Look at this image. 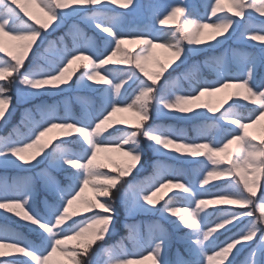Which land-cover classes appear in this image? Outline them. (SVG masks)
Masks as SVG:
<instances>
[{
  "label": "snow or ice",
  "instance_id": "1",
  "mask_svg": "<svg viewBox=\"0 0 264 264\" xmlns=\"http://www.w3.org/2000/svg\"><path fill=\"white\" fill-rule=\"evenodd\" d=\"M32 6L39 14L31 10ZM137 7L133 0H0V53L7 57H0V81L14 85L22 97H29L71 88L73 76L83 68L77 83L90 89L93 85L104 86L94 89L100 93L102 101L95 115L85 110L78 117L66 110V114L60 116L55 105H40L37 111L42 120L29 135L21 137L16 132L0 136V164L35 166L33 161L40 162L37 157L48 159L51 156L57 167L70 173L66 187L58 182L49 184V190L57 199L44 214L32 207L29 180H14L11 185L0 182V210L21 218L38 233V242L34 243L0 226V257H13L0 260V264H54L53 256L57 252L66 261L55 264H98L95 257L101 253L106 257L104 264H143L147 260L151 264H169L163 254L168 239L163 229L157 236L150 235L146 255L143 251L129 253L122 244L105 246L106 237L114 227L112 192L119 190L118 185L133 170L143 168L146 156L142 141L157 153L185 160L190 157L193 162L203 157L207 162L200 161L203 167L197 180L199 187L196 182H181L177 178L178 170L156 163L151 177L130 183L121 193L120 199L130 212L152 211L164 201L162 214H167L169 219L177 218L171 221L177 231L187 229L182 237L187 258L178 252L174 264H233L236 255L246 247L250 249L251 264H264V259L258 258L264 256V192L257 197V192L264 189L261 182L264 135L257 138L248 131L264 119V80L256 78L257 65L264 64V0H214V3L207 0L205 8H210V16L215 18L212 23L206 22L205 16L190 18L191 13L186 14L180 2L149 5L155 23L171 25L168 39L155 23L127 30L126 13L117 9L134 11ZM21 12L34 23L23 19ZM254 13L259 14L261 24L253 23ZM80 16L103 35L102 51L77 29V39L73 40L71 48L58 49L56 41H49L43 55L54 53V56L47 67L36 64L21 71L33 46L43 41L44 33ZM206 29L211 31L205 33ZM238 32L241 40L246 37L261 42L262 46L259 56L245 53L238 58L235 72L229 71L226 62H221L215 81L197 83L187 94H179L172 87L174 81L180 79L179 75L174 81L159 83L169 68L176 71L183 65L189 53L215 48ZM81 36L83 46L78 42ZM59 39L62 43L64 37ZM129 42L139 47L134 55L124 47ZM155 48L165 49L169 58L166 62L158 60L159 70L149 72L144 62ZM118 55L120 58L114 59ZM109 64L128 67L111 69L107 67ZM140 74L146 79H141ZM17 75L19 80L15 78ZM136 81L139 84L133 90L134 98L128 103L126 86ZM6 83H0V121L5 119L6 113L11 114L12 96ZM229 89L232 91H227L218 106L202 101L206 94ZM239 107L246 108L248 115L239 111ZM124 112L132 113L133 123L114 119V114ZM153 115H180L185 119L206 117L211 123L199 125L196 137L189 138L183 129L153 124ZM117 124L127 127L114 128ZM53 129L60 130L58 135L43 140ZM213 130L218 135L209 139ZM220 132H223L222 137ZM73 142L79 144V152L67 147ZM29 149L35 152L26 158ZM101 152L122 153L127 163L112 171H103L108 165L99 162ZM217 180L223 181L224 187L210 184ZM88 187L92 188V197L85 196ZM211 188L217 190L211 191ZM174 190L175 195L186 202V207H173L171 197L165 200ZM98 197L104 198L103 201ZM76 202L82 204L84 212H91V216L73 220V216L80 215L69 211ZM222 205L229 207L222 208ZM96 208L102 211H92ZM233 228L237 230L218 244L219 236ZM130 238L139 243L134 226H130ZM72 240L76 244L70 246L68 242ZM14 252L22 255L13 256ZM244 264L249 261L245 259Z\"/></svg>",
  "mask_w": 264,
  "mask_h": 264
},
{
  "label": "rangeland",
  "instance_id": "2",
  "mask_svg": "<svg viewBox=\"0 0 264 264\" xmlns=\"http://www.w3.org/2000/svg\"><path fill=\"white\" fill-rule=\"evenodd\" d=\"M180 2L182 6L186 9V14L191 13L190 18L199 19L201 16H205L206 20L211 18L210 16V8H205V4L207 0H133V3L138 5L136 10L129 11V9H117L120 12L126 13L124 17V23L129 31H134L137 28H142L145 23H155L154 19H152L153 13L149 10V5H165V4H175ZM214 3V0H212ZM132 6L130 5L129 8ZM35 14H39V10L32 6L31 9ZM23 14V12H22ZM28 23H34L28 17L22 16ZM160 18H163L162 16ZM238 20L240 18H237ZM247 18H245L246 20ZM212 22H215V18L212 17ZM261 18L259 14L253 15V23L256 25L261 24ZM243 25V21H241ZM75 25L74 28L70 27ZM155 27L160 29L161 32L169 31L172 32L171 25L161 26L158 23H155ZM66 28H68L66 30ZM77 29L87 37H90L95 46L99 50H103L104 48V39L103 35L92 25L86 22L82 16L70 18L60 27L55 28V30L49 29L48 32L43 34V41H38L37 45L33 46V52H30L28 57L25 60V66L21 69L23 72L27 68H32L36 64H40L42 66L47 67L48 61L53 59L54 53L44 56L45 49L48 47L49 41H56V48L62 49L64 47L71 48L73 46V40L77 39ZM69 36L66 38V34ZM60 37H64L63 42L61 43ZM69 38V41L67 40ZM78 42L83 46L84 40L81 36L78 39ZM261 42L259 41H250L245 37L244 40L239 38V32L236 36L232 37L226 42H223L221 45L215 48H201L199 51L194 53H189L186 62L181 65L179 68H176V71H172L171 68L168 69V72H165L164 76L161 77L159 81L160 84H163L167 81H174V78L178 75L180 79L178 81H174L172 87L174 91L179 94H187L191 88L196 85L197 81L207 80V81H215L217 79V70L219 67V63L226 62L227 68L231 72H235L237 69L236 59L238 56H242L245 53H250L256 56L260 55L261 52ZM125 48L133 51L135 54L139 51V47L135 43H126L124 45ZM0 57H4L3 53H0ZM120 58L118 55L114 59ZM169 58V53L162 48L152 49L151 55L148 60L145 61L146 70L149 72L158 71L159 67L156 63L158 60L162 62H166ZM80 63V62H76ZM179 63V61H177ZM75 66V65H74ZM111 64L107 67L109 68ZM175 68V65L172 66ZM83 71V68L80 69L74 76L72 80V87H65L63 91H54L49 93H40L35 96L22 97L20 93H18L16 87L11 84H7L6 82L0 81V83H6V86L9 87L10 95L12 96V101L10 104V112L8 115L6 113L5 119L0 121V136H7L9 133L18 132L21 137L29 135L31 129L37 122L42 120V115L37 111V106L40 105H55L57 107V113L60 116H64L66 114V110L68 113L74 116H82L84 111L96 114L97 110L101 107V96L100 93L94 91L95 88H103V85H93V88H87L83 85L77 83V77L80 72ZM169 72L171 75H169ZM16 80H19L20 77L17 75ZM141 79H146L140 74ZM256 78L258 81L264 80V64H258L256 68ZM12 78L10 77L9 80ZM186 81L188 82L185 85ZM92 83V82H88ZM139 81L135 83H131L127 85L128 88L127 93L125 94V99L128 103H131L133 96V90L137 88ZM227 91H232L231 89L226 90V92L213 93L211 95L206 94L202 97L203 102L211 103L213 106H218L219 101L227 94ZM231 103V101L229 102ZM227 107V105H225ZM252 105H248V108H251ZM29 110L30 113H29ZM245 116L248 115V110L243 107L238 108ZM206 111V110H202ZM223 111V109H221ZM212 115V114H208ZM215 115H219L216 113ZM176 115H161V116H152L151 122L156 125L183 129L186 135L189 138L196 137V129L199 125L204 123H211V121H207L206 117L197 118L198 120H182L176 119ZM114 119H125L129 123L134 122V117L132 113L124 112V113H116L114 114ZM17 124H23L27 127L28 132L21 131V127H16ZM190 126L193 131L187 130V126ZM114 128H126L127 125H114ZM18 128V129H17ZM59 129H53L51 132L47 133L43 140L51 139L52 137L58 135ZM112 131V129H109ZM250 135H254L259 138L261 135H264V119H262L261 123L249 128ZM218 134L216 131H211L209 133V139L216 137ZM219 136H223V132L219 133ZM55 142V141H54ZM201 142V141H198ZM77 145V146H76ZM142 145L144 147L146 159L144 160L143 168H139V170H133V172L123 178V181L120 185H118L119 190H113L112 192V200L114 201L113 207L115 208V216H114V227L112 228L109 235L106 237L105 246H111L115 244H122L123 247L129 253H137L143 251L144 254H147L149 250L148 240L151 236H157L160 234L161 229H163L168 234L167 244L164 249V257L169 264H174L177 259V253L179 252L185 258H187V251L185 248V244L182 240L187 229H180L177 231L174 224L171 222L176 220V217L166 218L167 214H162L161 208L164 204V201H160V203L156 206L152 211H129L128 205L120 199L121 193L124 192L125 189L128 188L130 183H136L140 181H144L146 178L151 177L154 171V167L156 163H162L164 165L169 166L172 169L178 170V179L181 182H196V186L198 185V177L200 176L203 165L200 161H204L207 163L203 157L195 158V162H193V158L185 159H177L175 156L165 155L163 153L155 152L151 147L148 146L146 141H142ZM233 145L232 147H234ZM67 147L71 148L74 152L80 151L79 144L73 142L68 144ZM47 151V150H46ZM35 152V149H29L25 156L26 158H30V156ZM40 161L39 164H36L33 161L35 166H13L14 171H8L10 168V164L3 167L0 164V182L6 181L9 185L12 184L14 180H21V174L18 173L22 170H25L26 175L24 179H27L31 182L32 194H31V203L32 207L44 214L47 207L56 203V197L49 190V184L52 182H58L61 186L66 187L69 183L67 176L70 175L69 172L65 171L57 167L52 162V157L49 156L48 159H41L37 157ZM98 160L100 163L107 164L108 167L103 169V171H112L117 168V166L125 165L127 163V158L123 156L122 153L117 152H101L98 153ZM19 163V162H18ZM23 180V179H22ZM261 182L264 183V177L261 178ZM210 184L217 185L218 188L224 187V182L217 180L211 181ZM207 187V186H205ZM211 191H216L217 188H211ZM167 191V190H164ZM264 189L257 192V197H259ZM162 193L158 194L162 195ZM85 196L92 197L93 192L92 188L88 187L85 190ZM171 197V203L173 207H186V202L183 200L181 196L175 195V190L173 192H169L167 196H165V200H168ZM103 201L104 198H97ZM257 203L259 200L257 199ZM220 207H229V206H220ZM237 207V206H231ZM70 212H77L80 215L73 216L72 219L79 221L83 217L91 216V212H84L83 206L80 202L74 203V205L69 209ZM92 211H102L99 208L93 209ZM257 216L258 212L255 213ZM8 221V222H17L21 229H15L11 227V231L15 233H19L24 239L30 242H38L37 237L38 233L34 232L32 228L27 226V223L22 221L21 218L16 217L12 213H7L5 210H0V221ZM70 223V221H69ZM244 223H247L245 220ZM1 226V225H0ZM130 226H134L138 231L139 243H136L133 239L130 238ZM10 230V229H9ZM237 229L233 228L231 232H226L223 235L219 236L217 243L224 241L226 237L230 236ZM222 231V230H221ZM258 242V237L255 238ZM70 246L75 245L76 241L72 240L68 242ZM154 246V245H153ZM252 247H256V244H252ZM171 253V255H170ZM250 249L248 247L244 248L240 253H238L233 261V264H244L245 259L249 261L251 264V256ZM22 255L21 253H13V256ZM13 257H0V260L4 259H12ZM96 260L98 264H104L106 257L101 253L97 255ZM232 257H230L231 259ZM260 259H264V256L258 257ZM56 261H66V258L61 255L59 252L54 254L53 262L55 264ZM143 264H151L150 260L144 261ZM227 264V262H225Z\"/></svg>",
  "mask_w": 264,
  "mask_h": 264
},
{
  "label": "trees",
  "instance_id": "3",
  "mask_svg": "<svg viewBox=\"0 0 264 264\" xmlns=\"http://www.w3.org/2000/svg\"><path fill=\"white\" fill-rule=\"evenodd\" d=\"M18 11H19V9H17ZM20 15H21V17L23 16V14H22V12L20 13ZM68 28H66V30H67ZM69 36V34L67 33L66 34V38ZM68 41H69V38L67 39ZM132 52V54L134 55V53H133V51H131ZM117 59H119V58H117ZM128 66H125V65H113V64H111V66H109V68H111V69H126ZM82 69V68H81ZM188 84V82L186 81V83H185V85H187ZM176 117L178 118V119H182V120H188V119H185V118H183L182 116H180V115H176ZM176 118V119H177ZM199 119V118H198ZM197 118L196 119H189V120H198ZM16 127H21V131H23V132H28V129H27V127L26 126H24L23 124H17V126ZM18 129V128H17ZM187 130H189V131H193L192 130V128H190V126L188 125L187 126ZM15 135V134H14ZM77 146V145H76ZM3 167H5V166H7V164H1ZM13 166L14 165H12V164H10V168L8 169V171L10 170V171H14L13 170ZM121 166H123V165H121ZM18 173H20L21 174V177H20V179L22 180H25L24 179V176L26 175V172H25V170H22V171H20V172H18ZM0 225L1 226H4V227H6V228H8V229H12L11 227H14L15 229L17 228L18 230L19 229H21L20 227H19V224L16 222H8V221H3V220H1L0 221ZM21 230H24V227L21 229ZM20 231V230H19ZM170 255H171V253H170Z\"/></svg>",
  "mask_w": 264,
  "mask_h": 264
},
{
  "label": "bare ground",
  "instance_id": "4",
  "mask_svg": "<svg viewBox=\"0 0 264 264\" xmlns=\"http://www.w3.org/2000/svg\"><path fill=\"white\" fill-rule=\"evenodd\" d=\"M211 21H212V17L211 18H208L207 20H206V22H208V23H211ZM209 31H211L210 29H206L205 30V33H207V32H209ZM163 33V35H164V37H165V39H168V38H170L171 37V32H169V31H165V32H162ZM202 39H204V38H206V35L205 36H202L201 37ZM262 46V45H261ZM241 56H238V58H240ZM238 58L236 59V64H237V60H238ZM204 80H200L199 79V81H197V83H201V82H203ZM196 83V84H197Z\"/></svg>",
  "mask_w": 264,
  "mask_h": 264
}]
</instances>
